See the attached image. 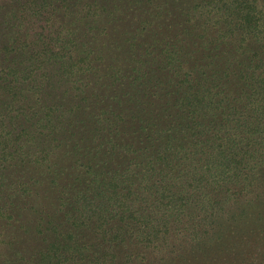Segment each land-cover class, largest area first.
I'll return each instance as SVG.
<instances>
[{
	"label": "rangeland",
	"instance_id": "rangeland-1",
	"mask_svg": "<svg viewBox=\"0 0 264 264\" xmlns=\"http://www.w3.org/2000/svg\"><path fill=\"white\" fill-rule=\"evenodd\" d=\"M12 1L0 0V264H44L55 229L86 248L63 259L64 242L53 264H264V187L116 258L97 251L100 229L66 223L113 177L128 194L147 139L180 126L196 92L247 103L241 68H264V0H35L23 22Z\"/></svg>",
	"mask_w": 264,
	"mask_h": 264
},
{
	"label": "trees",
	"instance_id": "trees-1",
	"mask_svg": "<svg viewBox=\"0 0 264 264\" xmlns=\"http://www.w3.org/2000/svg\"><path fill=\"white\" fill-rule=\"evenodd\" d=\"M34 1L13 0L9 4L11 12L21 10L17 21H25V14L34 17ZM241 70L251 89L246 104L240 99L231 101L228 95L220 99L211 90L190 96L188 104L183 103L186 111L180 126L167 129L157 140L147 139L139 162H133L128 170L127 180L132 179L128 194L117 191L116 177L110 181L112 193L98 186L92 197L81 198L79 206L68 208L69 233L100 229L96 235L102 245L97 244V251L102 257L116 258L129 247L126 242L138 246L157 240L161 231L169 234L171 225H186L192 218H216L223 206H235L243 195L264 187V68L253 70L246 64ZM188 107L191 111L186 116ZM25 137L28 135L22 132L18 142ZM117 216L123 225L117 226ZM199 228L189 234L192 240L208 233V228L205 232ZM54 232L56 238L44 264H53L51 255L60 253L56 247L64 242L63 259L86 248V243L72 246V235L67 238L61 236L63 231ZM150 245L143 244L146 249Z\"/></svg>",
	"mask_w": 264,
	"mask_h": 264
}]
</instances>
